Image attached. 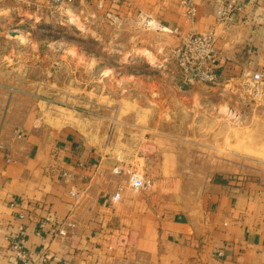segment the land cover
Segmentation results:
<instances>
[{
  "label": "rangeland",
  "instance_id": "1",
  "mask_svg": "<svg viewBox=\"0 0 264 264\" xmlns=\"http://www.w3.org/2000/svg\"><path fill=\"white\" fill-rule=\"evenodd\" d=\"M110 6L0 0V147L29 129L75 130L116 148L127 182L132 169L147 184L163 176L149 183L160 208L196 210L226 181L264 187V83L185 77L173 57L182 39L139 10L116 21ZM148 148L164 154L148 164Z\"/></svg>",
  "mask_w": 264,
  "mask_h": 264
},
{
  "label": "crops",
  "instance_id": "2",
  "mask_svg": "<svg viewBox=\"0 0 264 264\" xmlns=\"http://www.w3.org/2000/svg\"><path fill=\"white\" fill-rule=\"evenodd\" d=\"M92 1L74 0L71 9ZM230 1L122 0L107 11L120 21L139 10L176 43L213 30L222 79L264 77V0H233L237 10L225 26L217 10ZM17 137L15 147H0V264H10L11 240L22 231L27 252L65 264H264L261 184L226 181L196 210L160 208L149 187L130 193L127 178L113 173L116 148L66 128L52 134L34 128ZM163 152L148 148V164ZM48 215L72 222L71 234L53 238L47 224L42 229Z\"/></svg>",
  "mask_w": 264,
  "mask_h": 264
},
{
  "label": "built area",
  "instance_id": "3",
  "mask_svg": "<svg viewBox=\"0 0 264 264\" xmlns=\"http://www.w3.org/2000/svg\"><path fill=\"white\" fill-rule=\"evenodd\" d=\"M54 5L72 4L74 0H47ZM98 8L105 4L114 5L121 3L122 0H96ZM191 0H184L185 4L190 5ZM237 10L235 1L224 3L218 7L217 17L220 23L225 26L232 24V16ZM191 11V9H190ZM173 57L177 62L181 74L188 78H195L207 84H217L222 80L219 72L220 54L216 48V38L213 30L201 34H189L182 38L181 43L173 50ZM255 88L264 83V77L260 72H254L249 81ZM118 167L113 169V173L118 174ZM128 181L130 187L135 190H144L149 187L144 181L142 175L135 169L128 171ZM74 195V194H72ZM120 199L119 192L112 196L113 201ZM49 226L48 232L53 238H64L71 234L74 224L70 221H57L50 215L40 222L43 229L45 225ZM41 234V232H40ZM26 234L20 232L11 240L10 247V264H65L63 262L50 261L46 254H34L25 250Z\"/></svg>",
  "mask_w": 264,
  "mask_h": 264
},
{
  "label": "bare ground",
  "instance_id": "4",
  "mask_svg": "<svg viewBox=\"0 0 264 264\" xmlns=\"http://www.w3.org/2000/svg\"><path fill=\"white\" fill-rule=\"evenodd\" d=\"M18 32H21V31L18 30V31L13 32L12 34H18Z\"/></svg>",
  "mask_w": 264,
  "mask_h": 264
}]
</instances>
